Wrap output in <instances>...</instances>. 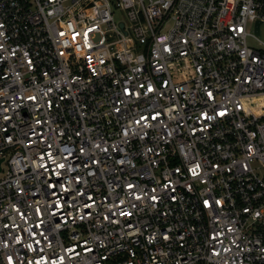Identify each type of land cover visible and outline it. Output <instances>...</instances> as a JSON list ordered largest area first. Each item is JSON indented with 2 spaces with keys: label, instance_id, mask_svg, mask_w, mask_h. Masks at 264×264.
Returning <instances> with one entry per match:
<instances>
[{
  "label": "built area",
  "instance_id": "obj_1",
  "mask_svg": "<svg viewBox=\"0 0 264 264\" xmlns=\"http://www.w3.org/2000/svg\"><path fill=\"white\" fill-rule=\"evenodd\" d=\"M263 27L264 0H0V264H264Z\"/></svg>",
  "mask_w": 264,
  "mask_h": 264
},
{
  "label": "rangeland",
  "instance_id": "obj_2",
  "mask_svg": "<svg viewBox=\"0 0 264 264\" xmlns=\"http://www.w3.org/2000/svg\"><path fill=\"white\" fill-rule=\"evenodd\" d=\"M115 16L117 19H120L124 16V13L120 10H115ZM261 38L264 39V27H263V30H262V34H261Z\"/></svg>",
  "mask_w": 264,
  "mask_h": 264
},
{
  "label": "water",
  "instance_id": "obj_3",
  "mask_svg": "<svg viewBox=\"0 0 264 264\" xmlns=\"http://www.w3.org/2000/svg\"><path fill=\"white\" fill-rule=\"evenodd\" d=\"M259 24V23H258Z\"/></svg>",
  "mask_w": 264,
  "mask_h": 264
}]
</instances>
